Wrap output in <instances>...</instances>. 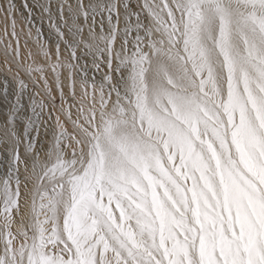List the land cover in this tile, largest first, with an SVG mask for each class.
<instances>
[{"label":"snow or ice","instance_id":"obj_1","mask_svg":"<svg viewBox=\"0 0 264 264\" xmlns=\"http://www.w3.org/2000/svg\"><path fill=\"white\" fill-rule=\"evenodd\" d=\"M22 7L0 0V264H264V0Z\"/></svg>","mask_w":264,"mask_h":264},{"label":"rangeland","instance_id":"obj_2","mask_svg":"<svg viewBox=\"0 0 264 264\" xmlns=\"http://www.w3.org/2000/svg\"><path fill=\"white\" fill-rule=\"evenodd\" d=\"M14 2L17 4L18 9H20V13H22V15H20V13H18V18L23 20V18L27 16V12L24 11L23 7H22L24 0H17V1L14 0ZM28 3L30 5H34V0H28ZM39 17H40L39 9L34 7L33 8V17H32L33 23L37 27L42 28L44 38L49 39L50 41H54V39H55L54 33L50 30L47 22L42 21ZM2 20H3V17L0 16V28H2V26H3ZM2 80H3V76L0 75V81H2ZM2 88H3V84H2V82H0V113H2L4 110V99H3V95H2ZM0 119H2V115H0Z\"/></svg>","mask_w":264,"mask_h":264},{"label":"bare ground","instance_id":"obj_3","mask_svg":"<svg viewBox=\"0 0 264 264\" xmlns=\"http://www.w3.org/2000/svg\"><path fill=\"white\" fill-rule=\"evenodd\" d=\"M15 1H17V0H15Z\"/></svg>","mask_w":264,"mask_h":264}]
</instances>
